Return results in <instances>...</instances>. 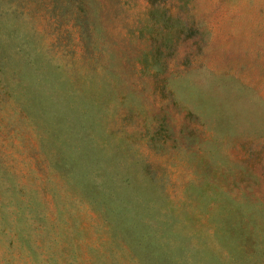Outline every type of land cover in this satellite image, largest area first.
<instances>
[{
  "label": "rangeland",
  "instance_id": "obj_1",
  "mask_svg": "<svg viewBox=\"0 0 264 264\" xmlns=\"http://www.w3.org/2000/svg\"><path fill=\"white\" fill-rule=\"evenodd\" d=\"M16 1L0 264H264V0Z\"/></svg>",
  "mask_w": 264,
  "mask_h": 264
},
{
  "label": "trees",
  "instance_id": "obj_2",
  "mask_svg": "<svg viewBox=\"0 0 264 264\" xmlns=\"http://www.w3.org/2000/svg\"><path fill=\"white\" fill-rule=\"evenodd\" d=\"M148 1L152 2L153 0H148ZM15 2H16V7H17V6H18V3H17L16 0H15ZM13 29H14V28H8L9 31H13Z\"/></svg>",
  "mask_w": 264,
  "mask_h": 264
}]
</instances>
